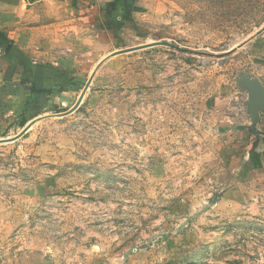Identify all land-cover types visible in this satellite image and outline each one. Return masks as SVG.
Here are the masks:
<instances>
[{"label": "rangeland", "instance_id": "1", "mask_svg": "<svg viewBox=\"0 0 264 264\" xmlns=\"http://www.w3.org/2000/svg\"><path fill=\"white\" fill-rule=\"evenodd\" d=\"M128 10L102 22L75 0H23L14 12L0 264H264V166L232 146L259 122L264 0Z\"/></svg>", "mask_w": 264, "mask_h": 264}, {"label": "crops", "instance_id": "2", "mask_svg": "<svg viewBox=\"0 0 264 264\" xmlns=\"http://www.w3.org/2000/svg\"><path fill=\"white\" fill-rule=\"evenodd\" d=\"M133 1L134 0H75L80 9L88 12L97 21L101 20L102 22H116L123 18L127 12H129L128 9ZM22 4L23 0H0V33L3 34L4 37H7L8 40L12 34V17L14 16V12L17 11ZM260 40L261 44L264 45V35ZM5 57L4 48L0 44V60L5 59ZM253 77L259 87L264 91V64L262 65L260 72ZM222 98L223 95L221 94L214 98L215 109L219 110L222 108ZM254 102L249 105L258 109L257 119L259 122L255 125L249 124L246 128L245 134L236 135L232 140V146H238V149H245V151H248L250 154L253 152L255 157L257 156L262 160V165L264 166V96L261 99L262 104H254ZM248 112L252 117L250 110ZM249 118L248 120L251 121ZM244 168L246 171L250 170L248 166H245ZM240 170L241 168H237V171ZM261 180L263 181V178H261Z\"/></svg>", "mask_w": 264, "mask_h": 264}, {"label": "trees", "instance_id": "3", "mask_svg": "<svg viewBox=\"0 0 264 264\" xmlns=\"http://www.w3.org/2000/svg\"><path fill=\"white\" fill-rule=\"evenodd\" d=\"M0 44L4 48L5 55L8 54L7 51H9L11 44H10V41L8 40V38L4 37L3 34H1V33H0ZM34 89L37 90L35 87H34Z\"/></svg>", "mask_w": 264, "mask_h": 264}]
</instances>
